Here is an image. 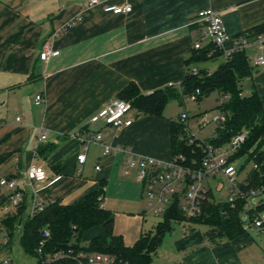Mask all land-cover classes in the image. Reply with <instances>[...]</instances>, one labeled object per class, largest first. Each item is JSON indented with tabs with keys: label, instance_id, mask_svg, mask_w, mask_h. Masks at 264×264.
Wrapping results in <instances>:
<instances>
[{
	"label": "crops",
	"instance_id": "1",
	"mask_svg": "<svg viewBox=\"0 0 264 264\" xmlns=\"http://www.w3.org/2000/svg\"><path fill=\"white\" fill-rule=\"evenodd\" d=\"M105 5H130L131 11L105 13ZM205 8L221 14L230 38L264 25V0H99L91 7L87 0H0V179L15 180L27 206L32 198L71 205L101 188L103 209L111 213L113 233L125 246L152 231L159 221L147 219L137 171L126 174L125 161L132 155L170 162L179 113L173 120L169 101L161 117L132 110L127 127L91 118L128 84L149 94L180 84L191 66L211 73L223 63L220 55L186 65L199 40L196 15ZM45 44L57 53L42 61ZM231 47V41L224 44ZM248 59L253 73L241 83L242 95L254 90L264 103V65L254 67ZM37 95L43 98L40 104ZM97 134L100 143L84 150L85 141ZM81 154L82 164L77 161ZM31 165L44 170L46 181L27 182ZM9 194L0 186V218L13 213L12 207L6 213L1 208ZM196 226L205 227L172 223L152 264L262 263L264 251L246 230L214 243L205 236L207 227ZM95 230L93 237L100 232Z\"/></svg>",
	"mask_w": 264,
	"mask_h": 264
},
{
	"label": "trees",
	"instance_id": "2",
	"mask_svg": "<svg viewBox=\"0 0 264 264\" xmlns=\"http://www.w3.org/2000/svg\"><path fill=\"white\" fill-rule=\"evenodd\" d=\"M264 32V25L251 31L249 36ZM222 53L213 45L208 44L200 50H192L191 57L186 61L187 66L211 60ZM251 67L245 51L235 52L211 73L198 70L196 73L187 70L184 80L180 83L181 90L165 87L149 94H141L135 84H128L119 91V99L130 103L132 110L141 115L162 116L165 104L172 100L180 101L184 96H190L196 89L200 91L196 101L212 92H219L228 97L216 106L224 118V122L217 124L215 137L204 140L215 147L228 144L233 135L247 132L244 143L233 152L229 163L244 157L250 168L244 182L240 185L243 190L264 184V103L256 91L249 96H243L241 83L251 77ZM172 154L173 158L182 155L186 163L200 162L203 153L195 144H189L185 135V125L178 121L172 126ZM252 165H257L253 169ZM245 166L238 169L242 172ZM101 188L89 193L81 200L71 205H64L60 201L47 203L43 210L27 218V199L16 207L13 213H6L0 218L9 237L7 249L16 244L23 255L34 258L35 248L41 238V231L48 229L51 235L47 251L73 247L90 253H105L116 255L129 264H152V255L159 247L163 236L169 232L172 223L186 221L191 224L207 227L205 236L212 242L218 243L223 239H232L245 232L241 214L245 209L246 200L238 199L234 206L225 201H217L212 191L207 194L208 199L203 202L199 215L187 218L177 205H172L164 213L162 219L154 229L139 237L133 246L124 245L120 236L113 233V219L111 213L99 207L97 198L101 196ZM8 203L7 198L5 204ZM4 204V203H3ZM3 204L1 208L3 207ZM264 210V203L246 211L247 221ZM99 229V234L92 237L87 247L80 246L82 234L90 229Z\"/></svg>",
	"mask_w": 264,
	"mask_h": 264
},
{
	"label": "built area",
	"instance_id": "3",
	"mask_svg": "<svg viewBox=\"0 0 264 264\" xmlns=\"http://www.w3.org/2000/svg\"><path fill=\"white\" fill-rule=\"evenodd\" d=\"M99 0H87L88 6H96ZM105 13L127 14L131 11L130 5L103 6ZM197 24L199 28V40L195 41L193 50H200L204 47L203 42L213 45L221 51L224 61L232 55V53L245 51L246 47L251 44H258L262 55L256 57L253 61L254 67L264 65V32L254 36H249L248 33L240 34L234 38H230L227 34L221 14L212 8H205L198 11ZM231 41L232 47L225 49L224 44ZM56 51H51L47 44L43 45L39 55L42 61H46L50 55H55ZM196 68H191V72L196 73ZM167 87L177 88L180 92V84H168ZM200 91L195 90L193 94L188 96L189 100L196 101ZM228 99V97H225ZM43 98L40 95L35 97V103L40 104ZM132 111L129 102L115 98L106 103L99 111L91 118V122L102 121L106 125L115 128L127 127L131 124V120L127 119V115ZM185 113H181L179 121L182 123L186 120ZM216 123L221 124L224 118L220 116L216 118ZM206 124L202 123L204 126ZM185 135L189 144H195L196 147L202 150L203 156L196 164L191 165L186 163L185 157L177 155L170 162L159 161L150 157H133L132 155L125 161L124 172L127 174L130 170L136 169L137 180L141 184L142 196L147 203V208L153 215L165 213L172 205L176 204L180 212L187 218H192L200 214L202 204L208 199L207 194L212 191L210 182L218 177L224 178L228 184L227 196L225 202L234 206L238 199L246 200V205L250 204V200L264 193V184L256 187L243 190L240 185L246 187L247 183L244 179L239 180V171L232 163H229V156L235 152L245 141L247 132L243 131L233 135L228 144L221 147H215L204 140H197L189 135L185 126ZM41 140L46 139V133L40 137ZM101 137L99 134L85 141L86 147L91 143H100ZM109 147H105V152H109ZM128 153V151L121 149ZM129 154V153H128ZM85 155L77 156V161L83 163ZM253 169H257V165H252ZM99 170V166L95 167ZM26 179L29 184L46 181L44 170L35 165L28 167ZM0 186L8 189L10 194L7 196L8 203L2 207L3 212H8L9 208L16 207L23 200V193L19 190L18 184L13 179L1 178ZM99 207L103 208L102 196L97 198ZM45 204L39 203L32 198L26 211L27 218L41 212ZM254 208V206H251ZM255 228L264 226V219L259 214H256L250 222ZM51 235L48 229L41 231V238L35 248V263L34 264H129L128 261L119 258L116 255L105 253H90L82 250H76L73 247L62 248L54 251H47ZM9 237L5 226L0 223V247L4 252L9 251ZM11 250V248H10ZM0 264H13L10 257H0ZM264 264V257L262 263Z\"/></svg>",
	"mask_w": 264,
	"mask_h": 264
},
{
	"label": "rangeland",
	"instance_id": "4",
	"mask_svg": "<svg viewBox=\"0 0 264 264\" xmlns=\"http://www.w3.org/2000/svg\"><path fill=\"white\" fill-rule=\"evenodd\" d=\"M206 41V40H204ZM254 45V46H252ZM252 47V48H250ZM257 48H259L258 44H251L246 49V54L250 57L251 60H255L257 56L262 55L260 52L257 53ZM257 54V55H256ZM189 67V69H191ZM243 84V88L245 87ZM247 86L243 89V94H247ZM225 97L222 94L215 91L210 93L208 96L203 97L201 101H191L188 96H184L180 101L172 100L167 106V113L173 116V120L176 119V115L179 113H185L187 118L184 122H182L186 129L189 132V135L194 137L197 140H207L209 138L215 137L216 135V118L221 116L220 112L216 109V106L220 104V102L224 101ZM132 113V111L130 112ZM179 116L176 120L179 121ZM206 124L202 126V123ZM232 165L239 169L245 166V169L242 172H239L238 179L241 180L246 177V173L250 168V164L246 163V159L244 157L237 159L232 163ZM210 187L212 188V193L217 201H225L227 196V190L229 187L228 182L222 178L218 177L214 181L210 182ZM264 202V193L260 196L252 198L250 200V204L245 206L244 211L241 214V219L245 222L244 227L246 232L254 239V241L261 247L264 251V226L261 228H255L251 223L247 221L248 217L246 215V211H248L251 206L256 207L259 203ZM142 209L146 211L147 219L152 220V224L160 221L164 215L162 212L160 215H153L147 208V203L142 200L141 204ZM259 216L264 219V210L258 213ZM249 220V219H248ZM186 227V226H185ZM151 228V227H150ZM197 229L203 231L205 227L196 226ZM95 229H90L85 231L82 234V238L80 240V246L87 247L89 245L90 239L96 234ZM0 257H10L13 261V264H34V258L23 255L16 244L11 247V250L6 251L0 255Z\"/></svg>",
	"mask_w": 264,
	"mask_h": 264
}]
</instances>
